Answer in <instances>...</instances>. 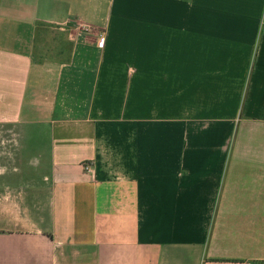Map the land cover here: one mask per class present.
Segmentation results:
<instances>
[{"label": "crops", "instance_id": "1", "mask_svg": "<svg viewBox=\"0 0 264 264\" xmlns=\"http://www.w3.org/2000/svg\"><path fill=\"white\" fill-rule=\"evenodd\" d=\"M263 229L264 0H0V264H264Z\"/></svg>", "mask_w": 264, "mask_h": 264}, {"label": "rangeland", "instance_id": "2", "mask_svg": "<svg viewBox=\"0 0 264 264\" xmlns=\"http://www.w3.org/2000/svg\"><path fill=\"white\" fill-rule=\"evenodd\" d=\"M46 43H48L49 44V46H51V37H48V39H46ZM46 43H43V44H41V46H40V49H41V52L42 53H44L45 54V51H46V47H47V45L48 44H46ZM263 237H264V229H263ZM264 246V245H263Z\"/></svg>", "mask_w": 264, "mask_h": 264}, {"label": "built area", "instance_id": "3", "mask_svg": "<svg viewBox=\"0 0 264 264\" xmlns=\"http://www.w3.org/2000/svg\"><path fill=\"white\" fill-rule=\"evenodd\" d=\"M85 170L87 171V172H89V173H94L93 172V168H92V165H85Z\"/></svg>", "mask_w": 264, "mask_h": 264}]
</instances>
